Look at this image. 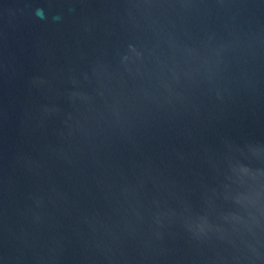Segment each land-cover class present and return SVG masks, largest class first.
<instances>
[{
  "label": "water",
  "instance_id": "95a60500",
  "mask_svg": "<svg viewBox=\"0 0 264 264\" xmlns=\"http://www.w3.org/2000/svg\"><path fill=\"white\" fill-rule=\"evenodd\" d=\"M0 264H264V0H0Z\"/></svg>",
  "mask_w": 264,
  "mask_h": 264
}]
</instances>
